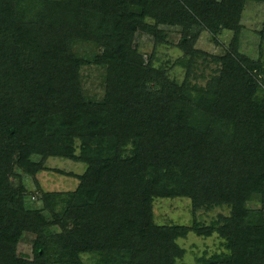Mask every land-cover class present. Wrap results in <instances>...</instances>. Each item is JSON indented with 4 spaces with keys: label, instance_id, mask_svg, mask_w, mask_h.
<instances>
[{
    "label": "trees",
    "instance_id": "obj_1",
    "mask_svg": "<svg viewBox=\"0 0 264 264\" xmlns=\"http://www.w3.org/2000/svg\"><path fill=\"white\" fill-rule=\"evenodd\" d=\"M248 2L264 8V0H0V264H88V255L189 264L178 240L190 233L219 240L195 264H264V61L238 45ZM162 27L179 30L181 81L154 65L155 49L169 46ZM202 32L215 44L231 33L223 53L197 49ZM88 67L103 70L100 97L85 92ZM51 158L85 170L74 191L35 181L31 207L22 175L35 180ZM175 198L189 200V225L156 221L154 201ZM199 211L216 214L205 223Z\"/></svg>",
    "mask_w": 264,
    "mask_h": 264
},
{
    "label": "rangeland",
    "instance_id": "obj_2",
    "mask_svg": "<svg viewBox=\"0 0 264 264\" xmlns=\"http://www.w3.org/2000/svg\"><path fill=\"white\" fill-rule=\"evenodd\" d=\"M241 24L243 29L240 33L239 51L252 58L257 59L262 57L264 61V8L261 4L248 2L244 8ZM164 39L169 43V46L161 45L155 49L153 62L155 66L165 65L169 69L171 77L177 81H181L183 77V70L174 65L175 60L181 56V52L175 48V44L179 39V30L177 28L162 27ZM137 46L140 51L146 53L145 59L152 51V43L149 41V34L143 32L139 34ZM260 35H262V40ZM231 38V33L223 32L217 39L219 44H215L213 37L207 33L202 32L197 40L196 48L210 53L221 54L225 47H227ZM166 62H168L166 64ZM83 86L85 92L89 97L95 95L100 97L103 93V70L95 67L84 68L82 71ZM208 74V71H205ZM37 160V159H36ZM45 169L37 173L35 180L22 175L24 184L28 190V204L31 207H38L37 181L40 188L47 192H67L74 191L78 185L77 175H81L85 170V165L75 163L66 159L51 158L45 162ZM154 215L157 222H168L172 224L189 225L192 221L191 205L188 199H156L154 201ZM219 213V210H215ZM214 211L204 212L199 211L197 218L205 223H208L215 217ZM30 237L25 236L22 239L20 250L23 254L29 253ZM178 242L185 249L183 261L189 264H195V259L200 257L204 252L212 253L219 250V240L216 236L209 238H200L190 233L186 238L179 239ZM84 261L88 264H99L96 256H84Z\"/></svg>",
    "mask_w": 264,
    "mask_h": 264
}]
</instances>
